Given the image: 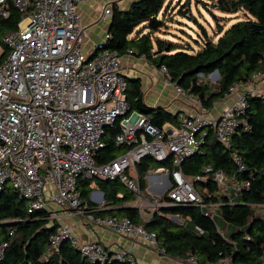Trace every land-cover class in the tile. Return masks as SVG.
Masks as SVG:
<instances>
[{
	"label": "built area",
	"instance_id": "obj_1",
	"mask_svg": "<svg viewBox=\"0 0 264 264\" xmlns=\"http://www.w3.org/2000/svg\"><path fill=\"white\" fill-rule=\"evenodd\" d=\"M82 1L0 0V20L9 15L10 8L20 13L15 28L0 34V191L10 186L26 201L27 212L43 210L49 220L60 218L54 209L57 208L78 217L83 227H89L90 223L118 236L155 243L153 232L133 225L125 217L94 215L101 208L99 204L104 203L102 193H89V201L95 204L89 207L80 198L76 185L78 179L116 180L134 193L138 210L144 200L159 207L164 204L140 193L135 164L145 156L156 161L169 157V170L158 167L149 172L166 177L168 187L163 192L170 199L167 205L202 206L206 208L205 215L215 218L214 205L203 203L193 184L194 180L204 181V177L183 174L181 163L196 151L206 128L230 150L231 136L247 107L246 97H259L264 102V72L232 84L220 100L230 96L232 99L216 117L208 115L192 96L196 108L192 114L181 117L177 124L165 122L153 126L144 115L127 113L123 55L105 47L108 32L103 33L100 42L83 50L85 26L77 10ZM110 9V4L102 5L98 19L108 22ZM126 54L134 55V51L128 49ZM156 70L161 81L176 95H186L170 81L163 65ZM197 76L210 87L211 73ZM118 117L113 142L124 150L109 161L96 163L93 154L104 146L105 128ZM229 157L237 172L242 171L240 155L229 151ZM209 170L203 168L204 172ZM211 180L218 190L215 195L229 201L248 186L247 181H234L220 171L214 172ZM156 183L160 185L161 181ZM116 196L121 198L122 194ZM254 214L264 217V211ZM57 224L46 253L68 240L86 264H103L108 259L136 264L128 249L110 252L93 240L78 244L71 226ZM197 230L200 234L201 230ZM217 230L226 235L225 223L218 224ZM5 246V241L0 242V259ZM155 251L164 254L161 247ZM185 261L197 264L192 256L185 257ZM203 264L231 263L223 257Z\"/></svg>",
	"mask_w": 264,
	"mask_h": 264
},
{
	"label": "trees",
	"instance_id": "obj_2",
	"mask_svg": "<svg viewBox=\"0 0 264 264\" xmlns=\"http://www.w3.org/2000/svg\"><path fill=\"white\" fill-rule=\"evenodd\" d=\"M211 15V10L227 14L241 12L244 19L236 20L222 29L216 18L214 38L190 14L187 1L181 5L178 14L192 19L200 33L198 40L191 39L198 48L184 46L157 36L165 26L158 17L165 0H134L124 9L115 2L110 4L107 25L109 38L105 47L118 55L128 49L134 56L158 68L163 65L170 81L186 94L196 97L202 108L208 110L214 102L228 92L229 87L246 81L257 72H264V0H198ZM20 17L17 10L10 8L9 15L0 20V33L15 28ZM217 71L215 88L205 85L197 76ZM125 101L132 111L144 115L153 126L165 122L177 124L183 115L172 114L163 107L144 104L141 83L138 78H125ZM247 107L238 121L230 139V150L226 149L206 128L196 151L181 163V172L204 181L193 184L202 195L203 203L217 207L219 217L204 214L202 206L162 205L143 218L131 203L135 195L116 180L78 179L76 188L80 198L90 207V185L102 193L104 209H96L94 215H111L127 218L133 225L153 232L155 242L164 254L175 257L192 256L197 264L228 258L231 264H264V217L254 214L256 207H264V102L259 97L247 96ZM116 118L105 128L102 137L104 146L94 152L96 163L113 159L123 152L113 137L118 131ZM229 151L240 155L244 166L237 172L229 157ZM158 167L170 169L169 157L156 161L145 156L135 164V173L140 193L145 194V174ZM210 170L204 172L203 168ZM220 171L234 181H247L248 186L230 200L216 196L217 187L211 180L214 172ZM122 189V190H121ZM117 193L122 197L118 198ZM170 199L164 191L159 202ZM216 212V210H215ZM176 216L180 221H174ZM225 223L226 235H221L217 225ZM57 223L48 219L43 210L27 212L26 201L19 198L8 185L0 191V242L5 241L0 264H86L78 250L68 240L61 241L51 251H45L49 237L55 233ZM201 233H198V230ZM11 231V234L7 233ZM103 264H125L117 259H108Z\"/></svg>",
	"mask_w": 264,
	"mask_h": 264
},
{
	"label": "crops",
	"instance_id": "obj_3",
	"mask_svg": "<svg viewBox=\"0 0 264 264\" xmlns=\"http://www.w3.org/2000/svg\"><path fill=\"white\" fill-rule=\"evenodd\" d=\"M132 1L134 0H84L78 3L77 10L80 13L82 22L85 26V37L90 39L88 40V45H94L99 37L107 31L108 22L98 19V12L101 6L115 2L120 9H124ZM122 72L125 78H138L140 80L143 102L147 106H160L172 114L178 113L183 116L190 115L196 110L193 101L194 98L188 94L182 96L176 95L169 85H166L161 81V77L157 73L156 68L148 64L144 58L125 53L122 56ZM146 97L150 99L149 102L145 100L148 99ZM231 99L232 97L230 96L223 100H217L213 103L210 109L206 110L207 114L211 117H216ZM148 174L149 175L146 177L147 184L145 189L156 193L165 187V176H154L152 173ZM157 181H161L160 185L156 183ZM144 195L147 196V198H152L147 194ZM102 208L104 209L105 207L103 206L99 209ZM141 215L143 218L147 217L146 213H141ZM55 222L71 226V234L73 236L75 234L74 237L76 239L81 238V242L92 240L98 241L110 252L124 248L128 249L136 261V264H187L185 257L158 254L155 251L156 247H159L157 242L153 243L139 237L118 236L111 231L96 225L91 228L85 227L87 229L86 232L82 230L79 231L73 226V223L67 221L65 216H62Z\"/></svg>",
	"mask_w": 264,
	"mask_h": 264
},
{
	"label": "rangeland",
	"instance_id": "obj_4",
	"mask_svg": "<svg viewBox=\"0 0 264 264\" xmlns=\"http://www.w3.org/2000/svg\"><path fill=\"white\" fill-rule=\"evenodd\" d=\"M185 1H187V6L189 8L190 14L196 19V21L198 23H200L208 32V34H210V38H214L213 35V31L216 29L215 28V22H216V18L218 20V23L221 24L222 29L227 28L231 23H233L236 20H241L244 19L245 17L243 16V14L241 12H237L234 14H227V13H223L217 10H211L212 14L211 15L207 10H205L203 8V5L200 1L198 0H165L164 5L162 7V9L159 12L158 17L161 19H163L165 21V26H163V28L158 31V33H156L157 36L160 37H164L165 39L172 41L174 43H177L179 45H186L185 43L188 42L187 44L198 48L196 45L193 44V42L191 41V39H196L198 40V34L200 33V30L197 26V24H195L193 22L192 19H188L185 16H182L180 14H178V10L180 9L181 5H183L185 3ZM205 1V0H203ZM89 29V28H88ZM88 31V30H87ZM1 34V33H0ZM100 36V35H99ZM102 39V35L99 37L98 41ZM90 39L84 37L83 39V50L86 51L88 49V47L90 45H88ZM96 42V43H97ZM210 87H212V89L215 88V82H216V78L212 75L210 76ZM148 98V97H146ZM149 102V98L145 99ZM152 170H149L147 173L151 172ZM146 180V184H147V179L145 177ZM90 193L92 191H98L94 186V184L92 183L90 185ZM122 190V189H121ZM145 194H147L150 197L155 196L156 194L154 192H150L147 189H145ZM160 197V196H159ZM155 201V200H154ZM141 205L139 206V209L141 210L142 214H145L146 212H151L153 210H155L157 207L154 205H151L150 202L144 200V201H140ZM162 203V202H160ZM164 205H167V203H162ZM101 205L100 207H103L104 203L99 204ZM131 205L133 206H138L137 201L134 200ZM53 211V207H51ZM204 211H206L205 207H202ZM216 210V216L215 219H218L219 217V213H218V209L216 206L213 207ZM56 209L55 211L57 212V214L59 215V217L61 218L62 216H65L67 221L70 223H73L75 226V228L79 231H84L86 232V228L83 227L82 225H80V221L78 217L75 216H71L70 214L67 213H63L60 209L54 208ZM146 211V212H145ZM257 211H264V207H256V209L254 210V212ZM172 220L174 221H180L178 218L173 219L171 217ZM90 228L93 227L89 224H87ZM77 233V232H76ZM74 234V233H73ZM86 234V233H85ZM75 236V234H74ZM81 238L77 239V243H81L82 240H80Z\"/></svg>",
	"mask_w": 264,
	"mask_h": 264
},
{
	"label": "water",
	"instance_id": "obj_5",
	"mask_svg": "<svg viewBox=\"0 0 264 264\" xmlns=\"http://www.w3.org/2000/svg\"><path fill=\"white\" fill-rule=\"evenodd\" d=\"M211 74L217 79V77H218L217 71H213ZM148 175H149V174L146 173V174H145V177H147ZM165 181H166V183H165V184H166L165 187H164L163 189L159 190L158 192H156V193H155L156 195L152 197L154 200L159 201V199H160L159 196L163 193V190H164L165 188L168 187V181H167L166 177H165ZM172 218H173V219H176V216H172Z\"/></svg>",
	"mask_w": 264,
	"mask_h": 264
}]
</instances>
